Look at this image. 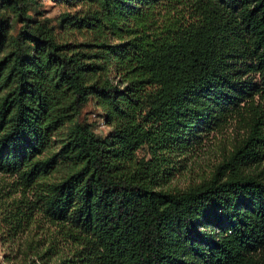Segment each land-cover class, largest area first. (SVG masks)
<instances>
[{
	"label": "trees",
	"instance_id": "obj_1",
	"mask_svg": "<svg viewBox=\"0 0 264 264\" xmlns=\"http://www.w3.org/2000/svg\"><path fill=\"white\" fill-rule=\"evenodd\" d=\"M44 1L0 0V264H264V0Z\"/></svg>",
	"mask_w": 264,
	"mask_h": 264
},
{
	"label": "rangeland",
	"instance_id": "obj_2",
	"mask_svg": "<svg viewBox=\"0 0 264 264\" xmlns=\"http://www.w3.org/2000/svg\"><path fill=\"white\" fill-rule=\"evenodd\" d=\"M44 8L52 16L59 8L50 7L49 3L41 0ZM93 109L88 106L84 112H91ZM91 119L90 116H88ZM235 121H230L220 132L210 134L204 139L200 146L189 151L186 155L183 169L175 175L167 187L175 189H184L185 187L196 184L198 181L207 176L213 165L217 164L222 154H226L234 138L237 137L238 129ZM99 133L104 132V128L98 129ZM0 261H2V249L0 247Z\"/></svg>",
	"mask_w": 264,
	"mask_h": 264
}]
</instances>
